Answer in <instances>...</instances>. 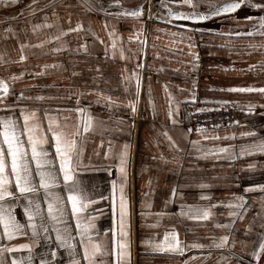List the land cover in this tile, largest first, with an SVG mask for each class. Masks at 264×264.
<instances>
[{
	"label": "crops",
	"instance_id": "crops-1",
	"mask_svg": "<svg viewBox=\"0 0 264 264\" xmlns=\"http://www.w3.org/2000/svg\"><path fill=\"white\" fill-rule=\"evenodd\" d=\"M32 1L19 0L20 4L0 0V80L8 87V93L0 97L3 101L0 117L11 115L22 126L21 109L25 113L35 112L29 124H38L44 131L48 143L43 147L50 156L55 149L51 147L54 141L47 131L48 119L62 127L67 125L68 131L80 126L81 134L75 139L76 151L82 155L76 179L88 198L97 200L81 216H94L97 230L107 233L95 238L102 241L109 253L111 230L117 231L119 239L118 214L113 216L109 200L98 198L110 194L113 180L119 185L115 155L129 143L131 158L126 193L132 207L130 264H264V260L258 261L250 255L258 250L264 234L261 227L264 191L257 187L264 185V152L253 147L264 140V93L227 91L233 87H264V35L259 34L264 29H260L258 19H246L247 16L258 18L264 11L245 4L234 12L196 22L169 15V9L173 13H190L193 8L176 0H153L154 19L149 25L145 17L149 0H119V5L113 0H98V3L89 0L94 9L102 6L108 13L135 10L143 5L139 18L89 11L84 0ZM193 2L199 5L196 11L204 14L211 10V5L222 6L232 0ZM78 24L82 26L80 30L69 31ZM21 45L25 47L22 49ZM133 73L138 74L141 83L134 114L128 106L129 101H136ZM79 93L83 95L77 103ZM98 94L111 97L115 104L109 107L106 103H97L101 99ZM170 104L174 109L178 106L176 124L168 118ZM194 104L226 106L243 112L244 119L237 126L191 133L187 129L188 111ZM249 105L254 106L251 112ZM77 107L93 118V126L87 133L82 131L81 114L74 111ZM165 132L177 147L171 146ZM249 132L256 135H244ZM23 139L29 148L26 136ZM221 147L229 151L220 153V158L202 156L206 150ZM32 168L34 171V164ZM35 180L38 183L39 178ZM173 188L175 197L171 195ZM249 188L252 190L246 191ZM50 191L64 201L67 225L75 237L77 254H82L62 175L59 186ZM27 195H35L40 201L45 223L51 228L44 190ZM236 196H243L244 201H236ZM118 197L117 188V205ZM3 203L15 205L13 214L25 228L23 234L11 240L0 238V248L33 244L22 207L26 201L21 199L17 203L9 198ZM236 203H243V208L228 206ZM182 206L184 211L208 208L210 216L207 220H191L180 214ZM16 210L20 211L19 216ZM141 211L145 213L143 217ZM237 211L243 219L229 214ZM161 212L165 215H155ZM157 220L159 226L150 227ZM172 230L184 244L197 243L204 247L186 248L179 255L155 253L149 244H142V241L159 242L165 232ZM50 234L53 238L50 247L56 248L55 233ZM223 236L229 237L228 243L223 248L214 247L213 241L218 242ZM44 251L43 240L33 245L32 264H39ZM28 254L26 249L5 251L0 259L4 264H11L13 259L26 264L23 258ZM70 259L67 250L58 249L57 264H69ZM103 260L105 264H112L113 257L105 255Z\"/></svg>",
	"mask_w": 264,
	"mask_h": 264
},
{
	"label": "snow or ice",
	"instance_id": "snow-or-ice-1",
	"mask_svg": "<svg viewBox=\"0 0 264 264\" xmlns=\"http://www.w3.org/2000/svg\"><path fill=\"white\" fill-rule=\"evenodd\" d=\"M12 3H16L17 0H11ZM35 0H33V3ZM178 4L189 6L194 9L190 13L176 12L173 13L169 9V15L175 16L176 19L192 20L196 22H202L210 19L214 16H219L222 13H231L240 9L242 5L247 4L248 7L253 9H258L264 11V0L262 2H253V0H232L231 3L225 4L223 6L211 5V10L207 13L201 14L196 9L199 5L195 4L193 0H176ZM84 3L88 6L87 10H99L105 14H115V15H130L139 18L143 14V5L139 6L135 10L122 9L119 13H108L107 9L102 6L98 9H94L89 0H84ZM98 3V0H97ZM113 3L119 5V0H113ZM31 8V5L28 6ZM43 10V9H41ZM151 18V15L149 16ZM246 19H258L260 29H264V15L258 18L247 16ZM34 27H39L36 25ZM51 27V25H47ZM81 25H77L76 29H70L69 31H77L81 29ZM196 29H193L195 31ZM236 35H253L254 33H235ZM260 35H264V31L259 32ZM61 35H67V32H61ZM111 35V33H110ZM175 35V34H173ZM59 39V37H55ZM191 40V38H189ZM142 44L146 41H141ZM25 45H21L23 49ZM113 47L115 43L113 42ZM189 47H192L191 43ZM60 49H55L59 51ZM107 54V50H106ZM23 60L24 57L21 56ZM198 59V57H194ZM138 67H143L142 64H138ZM196 67V65H193ZM136 77L135 82V96L136 101H129V107L131 112L134 114L136 109V102L139 100L141 83L137 73H133ZM15 79V77H13ZM230 92H254L258 91L264 93V87L253 88V87H233L227 89ZM8 93L7 84L0 80V97ZM83 93L78 94L77 103H79V96ZM101 96V99L97 100V103H106L107 106L111 107L115 104V101L111 97ZM20 98H23V94H20ZM37 99H43V97H37ZM195 97L193 96V100ZM171 100V97H170ZM2 98H0V103H2ZM227 103V102H224ZM254 106L249 105V112L252 111ZM57 111H60L59 109ZM69 111V110H65ZM74 111L81 114L82 131L87 133L93 126V118L91 115H85L82 108L77 107ZM197 111L203 112L207 109H198ZM155 116V112L153 113ZM178 115L177 108H172L171 104L168 110V118L172 124L178 123L174 118ZM21 116L23 118V125L21 126L13 116H7L6 118L0 117V228H2V233H0V238H6L11 240L18 235L23 234V229L25 225L20 223L12 209L15 205H6L3 203L6 199H14L17 203L21 199L26 201V204L22 205L24 210V215L27 218V227L31 231V236L33 238V244H22L19 246L0 248V257L3 253L7 251L8 253L16 252L21 249H26L28 251V256L23 258L26 264H32L33 256L32 249L33 245L39 244L41 240L45 242L46 251L41 253V259L39 264H57L58 249L67 250L68 256L71 258L69 264H81L83 260L84 264H105L103 257L105 255H111L113 257L112 264H130V228H131V215L132 207L128 195L126 193V188L128 185V166L131 158V145L125 143L120 151L116 153L115 159L118 160L117 171L119 173V185L117 181L113 180L111 182V192L108 196L101 195L99 200H109L112 206V214L115 217L118 214V237L117 231H113L112 237V249L108 252V249L103 245L101 240L95 237L101 235H107V233H101L96 228L95 217L89 215L87 217H82L81 214L85 209L91 205L97 203V200L89 199L87 193H85L79 187V182L76 179L77 171L81 165V155L82 153L76 151V139L75 137L80 135V126L78 125L75 131H68L67 125L63 127L57 123V121L49 118L47 131L51 133V139L54 144L55 151L52 156H50L49 151L43 147L44 144L48 143V139L44 135V131L40 129L38 124L30 125L29 121L32 120L36 113H25L21 109ZM45 116H48L47 112ZM68 117H65L67 120ZM134 127V125H132ZM190 132L191 129H188ZM201 131V129H197ZM166 138L171 142L172 147H177L176 142L168 135L167 132L164 133ZM244 135H256L254 132L244 133ZM26 136L27 145L29 148L25 147ZM193 144L197 142L193 141ZM254 148L264 152V140H262L258 145H254ZM30 149V152H29ZM179 151V149L177 148ZM111 147L109 148V152ZM229 150L227 148H217L215 150L209 149L202 153L203 157L209 155H214L220 158V153H227ZM241 154H244V149L241 150ZM108 154H105L107 158ZM155 159V157H153ZM229 159L232 157L229 156ZM163 159V157H161ZM58 161V169L56 163ZM35 165L33 171L32 165ZM62 175L65 190L68 192V201L71 204V214L76 220V232L79 236V247L82 249V254H77L76 248L77 243H74L75 237L72 236L71 230L67 225L65 219L64 211V201L58 196V194L50 191L51 188L59 186V177ZM38 177V183L35 180ZM151 183V181H149ZM201 187H204L201 185ZM260 190L264 191V185H258ZM15 189L13 191L12 189ZM117 188L119 189L118 205H117ZM40 189L44 190V201L47 204V219L51 221V228L45 223L44 210L41 207V203L35 198V195L29 196L27 194H37ZM252 189H246V191H251ZM18 194V195H17ZM144 195H147L145 193ZM172 197L176 196V189H172ZM204 198V197H202ZM238 202L244 201L243 196H236L234 198ZM231 207H236L237 209L243 208V203H236L235 205L229 204ZM247 211V209H245ZM181 215L187 216L191 220H207L210 216V211L208 208H188L184 211V207H181ZM232 216H240L243 219V215L237 212H230ZM143 217L145 213L140 212ZM158 217H162L165 213H156ZM37 218H39V223H37ZM63 225V227H59ZM159 226V220L150 227ZM217 227H222V225H217ZM264 228V225H261ZM51 233H55V243L56 248L50 247L53 242ZM229 237L223 236L220 240L213 241V246L216 248H223L228 243ZM142 244H149L151 250L155 253H168V254H179L183 255L186 248H203L204 245L193 243L190 245L184 244L179 238L178 233L175 230L168 231L164 233L163 239L159 242L155 240L152 241H142ZM250 255L257 259L258 261L264 260V234H261V240L258 245V250H253ZM51 257L50 259L48 257ZM0 264H4L3 259H0ZM11 264H22V261L13 259Z\"/></svg>",
	"mask_w": 264,
	"mask_h": 264
},
{
	"label": "built area",
	"instance_id": "built-area-1",
	"mask_svg": "<svg viewBox=\"0 0 264 264\" xmlns=\"http://www.w3.org/2000/svg\"><path fill=\"white\" fill-rule=\"evenodd\" d=\"M154 3L148 1L146 6V20L150 25L154 19ZM151 15V18L149 16ZM207 109V111L199 112L198 109ZM189 124L187 129H191V133H202L216 129L237 126L244 119V113L226 106L218 105H200L194 104L189 106ZM201 129V131H197ZM15 214L20 215V211L16 210Z\"/></svg>",
	"mask_w": 264,
	"mask_h": 264
},
{
	"label": "rangeland",
	"instance_id": "rangeland-1",
	"mask_svg": "<svg viewBox=\"0 0 264 264\" xmlns=\"http://www.w3.org/2000/svg\"><path fill=\"white\" fill-rule=\"evenodd\" d=\"M39 1H40V0H37V2H39ZM17 2L20 3V4H22V2L25 3L26 1L19 2V0H17ZM32 2H33V1H32ZM32 2H30V3H32ZM30 3H29V4H30Z\"/></svg>",
	"mask_w": 264,
	"mask_h": 264
},
{
	"label": "water",
	"instance_id": "water-1",
	"mask_svg": "<svg viewBox=\"0 0 264 264\" xmlns=\"http://www.w3.org/2000/svg\"><path fill=\"white\" fill-rule=\"evenodd\" d=\"M151 3L153 4L154 3V1L153 0H151ZM229 3H231V2H229ZM226 4H228V3H226ZM225 5V4H224ZM223 6V5H222Z\"/></svg>",
	"mask_w": 264,
	"mask_h": 264
}]
</instances>
